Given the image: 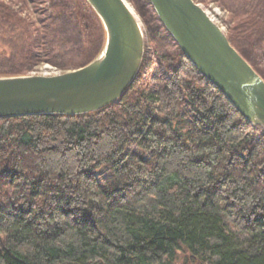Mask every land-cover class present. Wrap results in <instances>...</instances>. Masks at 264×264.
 <instances>
[{
  "label": "trees",
  "instance_id": "obj_1",
  "mask_svg": "<svg viewBox=\"0 0 264 264\" xmlns=\"http://www.w3.org/2000/svg\"><path fill=\"white\" fill-rule=\"evenodd\" d=\"M82 1L100 26L95 56L105 30ZM224 1L228 40L264 79V0ZM19 2L0 0L13 52L0 76L90 61L78 63L90 56L80 0H49L34 20L36 0ZM141 5L161 36L123 95L79 115L0 118V264H264V133Z\"/></svg>",
  "mask_w": 264,
  "mask_h": 264
},
{
  "label": "water",
  "instance_id": "obj_2",
  "mask_svg": "<svg viewBox=\"0 0 264 264\" xmlns=\"http://www.w3.org/2000/svg\"><path fill=\"white\" fill-rule=\"evenodd\" d=\"M86 1L104 26L101 52L61 73L0 76V118L93 112L118 99L132 83L146 46L139 20L125 0ZM149 1L198 71L264 133V79L226 32L194 0Z\"/></svg>",
  "mask_w": 264,
  "mask_h": 264
},
{
  "label": "rangeland",
  "instance_id": "obj_3",
  "mask_svg": "<svg viewBox=\"0 0 264 264\" xmlns=\"http://www.w3.org/2000/svg\"><path fill=\"white\" fill-rule=\"evenodd\" d=\"M8 1V0H4ZM14 3H18L16 5L17 8H21L22 5L19 2V0H11ZM30 2V0H28ZM33 1V0H32ZM47 1V2H46ZM127 4L130 6V8L133 10L134 14L136 15L137 19L139 20L143 30H144V36H145V53L142 60V66L145 65L146 59L150 57H154L152 55V52L154 50V36L157 39H160V34L158 31H155L154 28L156 26L155 21H153V16L151 14L147 13V9L142 7L143 0H125ZM197 3L201 5V7L207 12V14L216 22L225 32L226 34L230 33V25H232L234 18L231 17V12L228 8L227 2L224 0H194ZM49 0H36L35 4H31L29 9L31 14L29 16L34 20L35 17L38 16V13L40 11H43L45 7L48 5ZM151 5V3H150ZM152 6V5H151ZM27 9V8H25ZM154 9V8H153ZM155 11V10H154ZM27 12V10H23V14ZM156 14V12H155ZM157 15V14H156ZM82 17H86L83 19V22L80 23V38L82 40L83 46H80V53L86 52L90 54V56H81L80 62L78 63L83 64L85 60L90 61L95 58L101 50L94 56V54L97 52L100 47V30L99 25L96 22L94 15L92 14V10L89 9L86 4L83 3L82 0H80V19L82 21ZM89 17L91 19L89 20ZM160 20V19H159ZM161 22V21H160ZM162 23V22H161ZM83 24V25H82ZM148 25V26H147ZM104 46V45H103ZM0 50L5 51V54H2L3 58L5 59L4 62L0 63V65H5L6 62H9V59H7L9 54H13L11 52V49L8 48V45H0ZM93 53V54H92ZM72 53L70 51L64 52L65 58L69 57ZM92 54V55H91ZM77 55V54H76ZM94 56V57H93ZM92 58V59H91ZM70 63V58H68ZM15 63H19V60H11ZM20 64V63H19ZM82 66V65H81ZM141 68V67H140ZM28 71V74H46V70L49 72L48 74H56L61 73L70 69L63 70L60 66L54 65L48 60H45L42 58L32 68ZM141 70V69H140ZM139 70V71H140ZM139 73V72H138ZM136 148V147H134Z\"/></svg>",
  "mask_w": 264,
  "mask_h": 264
},
{
  "label": "bare ground",
  "instance_id": "obj_4",
  "mask_svg": "<svg viewBox=\"0 0 264 264\" xmlns=\"http://www.w3.org/2000/svg\"><path fill=\"white\" fill-rule=\"evenodd\" d=\"M45 72H46V74H48V73H49L47 70H46Z\"/></svg>",
  "mask_w": 264,
  "mask_h": 264
},
{
  "label": "built area",
  "instance_id": "obj_5",
  "mask_svg": "<svg viewBox=\"0 0 264 264\" xmlns=\"http://www.w3.org/2000/svg\"><path fill=\"white\" fill-rule=\"evenodd\" d=\"M212 19V18H211ZM214 21V20H213Z\"/></svg>",
  "mask_w": 264,
  "mask_h": 264
}]
</instances>
